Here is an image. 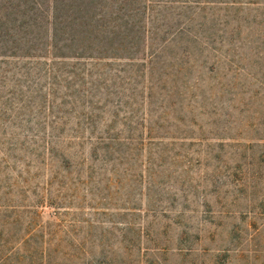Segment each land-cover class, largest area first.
I'll use <instances>...</instances> for the list:
<instances>
[{"label": "rangeland", "instance_id": "374dc122", "mask_svg": "<svg viewBox=\"0 0 264 264\" xmlns=\"http://www.w3.org/2000/svg\"><path fill=\"white\" fill-rule=\"evenodd\" d=\"M153 1L95 52L0 0V264H264V0Z\"/></svg>", "mask_w": 264, "mask_h": 264}, {"label": "trees", "instance_id": "16d2710c", "mask_svg": "<svg viewBox=\"0 0 264 264\" xmlns=\"http://www.w3.org/2000/svg\"><path fill=\"white\" fill-rule=\"evenodd\" d=\"M170 1L173 2V0H165V3H170ZM50 2L52 8L49 11L47 22L50 39L56 38L59 32L66 31L72 34L70 41L77 43L80 49L95 52H118L130 36L128 29H131L132 22H135L133 19L135 13L147 11L150 9L149 5L155 1L50 0ZM132 5L134 7L142 5L144 10L136 8L126 11ZM0 10L1 23L4 17H1L3 9ZM32 16L36 18L37 14L34 13Z\"/></svg>", "mask_w": 264, "mask_h": 264}]
</instances>
